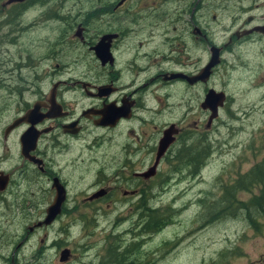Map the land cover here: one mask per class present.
<instances>
[{"label": "flooded vegetation", "instance_id": "af4514ba", "mask_svg": "<svg viewBox=\"0 0 264 264\" xmlns=\"http://www.w3.org/2000/svg\"><path fill=\"white\" fill-rule=\"evenodd\" d=\"M40 1L25 0L5 7L20 8ZM92 2L94 6L75 15L69 27L73 32L69 52H78L75 55L84 60L79 68L65 67V78L57 76V80L52 74L46 86L36 78L33 65L35 81L30 85L20 84L23 79L15 87L2 84L9 95L0 107V119L9 112L12 115L0 121V151L12 156L10 166H0V180L4 182L0 216L18 219L14 232L19 239L8 264L23 263L20 251L30 247L27 242L38 229L46 227L37 224L53 202L55 187L62 189L64 197L58 214L47 226L62 218H98L104 212L106 216L125 206L130 218H144L151 203L164 195L168 171L185 163L193 173L200 160L209 155V137L205 141L203 133L214 119L207 123L209 113L200 104L209 89L216 91L210 81L221 56L264 41V10L259 15H247L264 9V0H220L218 4L215 0ZM219 10L226 15L224 23L217 26L220 37L216 39L215 32L203 24L209 13L214 21V12ZM96 20L95 28L92 22ZM201 46L206 57L202 66ZM212 47L218 49V65L204 82L189 81L207 64ZM51 59L54 57L49 54L47 62ZM54 69L59 67L54 64ZM223 94L222 107L227 104V94ZM169 111L177 117L168 122ZM200 111L207 114L204 122L199 119ZM170 126L176 132L173 141L156 159L159 141ZM29 128L38 134L31 149L29 142L20 143ZM41 141L47 144L43 149ZM70 143H84L85 151L89 148L92 153L85 158L79 150L72 161L84 164L89 172L95 168L86 174L89 191L83 196L69 195L70 177L62 169L54 171V160L47 156V150L64 154ZM187 143L191 144L189 149ZM40 179L49 186L41 189ZM26 255L22 258L40 264L42 253L37 255L27 248Z\"/></svg>", "mask_w": 264, "mask_h": 264}, {"label": "rangeland", "instance_id": "374dc122", "mask_svg": "<svg viewBox=\"0 0 264 264\" xmlns=\"http://www.w3.org/2000/svg\"><path fill=\"white\" fill-rule=\"evenodd\" d=\"M5 1L0 0V107L9 95L2 84L15 87L23 79L20 84L30 85L35 81L31 70L33 65L36 78L46 86L51 83L52 74H56L53 80H57V76L65 78V67H80L84 60L75 55L78 52H69V38L73 34L69 27L75 15H82L94 6L92 0H41L17 8L2 6ZM215 1L216 4L220 2ZM262 10H253L247 15H259ZM214 14L216 19L210 20L209 13L203 25L209 32H215L216 39H219L220 28L217 26L224 23L226 13L219 10ZM92 25L96 28L97 20ZM200 51L199 65L202 66L206 62L203 46ZM49 54L54 59L48 63ZM221 57L222 62L210 85L227 94V104L218 111L207 133H203L204 140L209 137L210 143L206 163L194 173L181 164L177 170L168 171L164 195L158 200L153 199L150 205V208L161 211L170 208L167 224L157 233L137 235L141 221L137 223L139 219L127 216L126 206L118 207L113 214L106 216L104 212L98 218H62L51 226L38 229L27 242L30 247H25L24 243L25 248L18 255L23 261L20 264H31L30 259L22 258L27 256V248L37 255L42 253L40 264H107L109 248H126L134 244L144 252L139 258L146 264H262L264 217L254 215L257 225L253 230L241 218L226 217L212 223L201 216L202 201L213 203L228 184L264 158V41L243 45ZM54 64L59 67L58 71ZM11 115L9 112L3 118L6 117V121ZM176 117L169 111L167 121ZM206 118L207 114L200 111V121L204 122ZM45 145V141H41L40 149ZM190 147L191 144L187 143L186 148ZM67 148L62 155L52 154L46 148L47 156L54 160V171L62 169L63 174L70 177L69 195L83 196L89 191L90 178L87 175L95 168L89 172L84 164L72 161L79 150L85 158L91 157L92 153L89 148L85 151L84 143H70ZM0 156V166H10L12 155L0 151ZM83 163L86 162L83 160ZM80 176L83 177L81 181ZM44 182L40 179L41 189L49 186ZM256 193L254 188L248 193H240L237 198L244 202ZM40 196L45 195L41 192ZM101 208L105 209L102 205ZM17 223L18 219L0 216V264H8L12 251L19 244L14 232ZM64 249L69 250L70 256L59 262V253Z\"/></svg>", "mask_w": 264, "mask_h": 264}, {"label": "trees", "instance_id": "16d2710c", "mask_svg": "<svg viewBox=\"0 0 264 264\" xmlns=\"http://www.w3.org/2000/svg\"><path fill=\"white\" fill-rule=\"evenodd\" d=\"M205 161L206 159L203 160L202 158L196 170L203 166L206 163ZM181 166L184 167L186 164L183 163ZM254 188L257 189L255 195H252L244 202L238 200L237 196L240 193H248ZM220 194L221 195L211 204H205L202 201L203 209L201 216L207 217V222L212 221V223L226 217L241 218L247 222L250 228L256 230L257 221L254 215L264 217V158L260 163L251 167L244 175L234 179ZM169 212L170 208L163 211L150 208L144 218L137 220V223L141 221L137 229V235L146 236L160 231L169 221ZM143 254L144 252H141L137 248V244L129 245L126 248L111 247L107 250L106 263L146 264L142 258H139V256L142 257ZM261 263L264 264V259Z\"/></svg>", "mask_w": 264, "mask_h": 264}, {"label": "water", "instance_id": "95a60500", "mask_svg": "<svg viewBox=\"0 0 264 264\" xmlns=\"http://www.w3.org/2000/svg\"><path fill=\"white\" fill-rule=\"evenodd\" d=\"M24 1L25 0H6L2 4V6H6L12 3H22ZM94 50L96 52V47ZM210 52H211V56L207 64L200 70V73L197 76L190 78L189 81L194 82L199 79L200 81L204 82L210 75L211 69L214 68L216 65H218L219 63L218 49L212 47L210 49ZM175 76L178 77V75H175ZM223 103H224L223 92H216L212 89H209L205 93L203 100L200 104V108L202 110L208 111L209 113L208 118H207V123H210L213 119L216 118L217 111L219 108L222 107ZM19 121H21V119L17 120L15 124L18 123ZM175 133L176 132L173 130V126H170L167 130L164 131L162 138L159 141L156 159L163 154V152L168 147V145H170V143L173 141V135ZM37 135L38 134L34 132L33 129L29 128L25 132L23 137H21L20 139L21 145L23 146L25 143L29 142L30 143L29 149H31V147L35 144ZM3 187H4V182L0 180V190H2ZM63 197H64V194H63L62 189L55 187V195H54L53 202L48 206L45 212L44 219L41 222H39L37 226H41V225L47 226L51 224L55 215L58 214L59 205L62 202ZM68 253L69 252L67 249L61 250L58 256L59 257L58 261L59 262L66 261V259L68 258Z\"/></svg>", "mask_w": 264, "mask_h": 264}]
</instances>
